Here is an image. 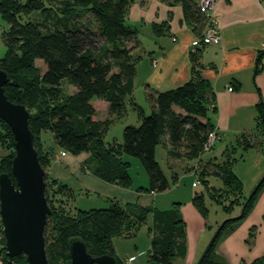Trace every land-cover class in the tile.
Masks as SVG:
<instances>
[{"label":"trees","instance_id":"1","mask_svg":"<svg viewBox=\"0 0 264 264\" xmlns=\"http://www.w3.org/2000/svg\"><path fill=\"white\" fill-rule=\"evenodd\" d=\"M153 1L0 0V29L7 44L0 67L9 74L5 91L10 100L25 104L30 111L34 146L46 172L51 212L45 242L50 264H66L70 258L69 240L75 237L86 242L92 255L111 254L122 264L115 239L134 238L143 226L148 227L152 237L148 264H174L175 256L186 254L183 213L154 206L156 195L170 189L176 182L173 177L178 178L180 173L175 171L173 176L172 171L168 174L162 167L156 155L159 144L170 148L171 157L189 159L186 170L197 173L190 204L199 212L206 214L207 201L211 200L221 203L227 211L240 206L244 216L257 195L258 191L250 198L244 194L243 182L234 167L244 150L259 146L264 139V102L257 103L256 123L251 131L240 134L218 155L211 154L220 134L210 115L215 91L199 68L201 52L191 53L193 73L189 82L149 91L146 105L136 102L137 66L144 58V47L138 27L130 24L128 17L133 4L148 9ZM180 2L183 19L202 38L209 18L200 0ZM79 9L95 15V29L80 19L84 12ZM34 13L41 20L32 19ZM171 26L165 20L155 23L154 30L158 35L169 34ZM104 44L108 46L103 58L99 52ZM263 59L264 50L258 61L257 70L261 72ZM128 105L138 109L141 122L127 124L122 139L107 141L108 129L126 113ZM76 117L83 120L77 123ZM44 131L51 133L61 149L79 155L84 170L122 187L129 188L132 183V161L125 155L138 157L148 173L149 185L138 187L134 203L112 198L106 207L77 209L73 202L75 190L49 174L57 154L51 141L46 142ZM15 142L11 127L0 117V144L8 149V154L0 156V173L9 172L14 181ZM234 220L227 219L222 230ZM0 238L4 264H28L24 254H7L2 221ZM211 250L202 264H208ZM248 264H264V255Z\"/></svg>","mask_w":264,"mask_h":264},{"label":"crops","instance_id":"2","mask_svg":"<svg viewBox=\"0 0 264 264\" xmlns=\"http://www.w3.org/2000/svg\"><path fill=\"white\" fill-rule=\"evenodd\" d=\"M213 1L211 13L220 39L197 50L192 43L198 35L193 26L183 19L180 0H154L148 9L133 4L128 19L138 27L144 47V58L137 66L134 94L139 87L144 89L141 93L147 97L149 91L166 90L189 82L193 73L191 53L201 52V75L212 82L215 91L210 115L220 134L213 149L218 148L219 154L224 146L235 142L240 134L254 128L257 103L264 102V72L257 70L260 52L264 50V0ZM165 20L172 24L171 33L156 34L154 24ZM51 145L56 148L57 154L50 166L51 177L67 183L78 193L96 194L104 199H125L130 204L136 201V192L98 178L82 168L79 155L65 151L53 142ZM166 149L169 172L172 171L173 176L175 171L180 173L178 178L173 177L176 182L170 189L156 195L154 206L162 210H180L184 216L188 209L196 215L199 211L190 203L197 187V173L186 170L187 162L171 157L170 148L167 146ZM234 170L243 182L244 194L249 197L264 176L263 138L259 146L243 151ZM257 191L256 214H250L252 218L264 215V182ZM259 223L264 224V217ZM247 229V221L236 223L235 232L226 234L220 243L221 252L234 258L238 264H243L238 260L243 249H238L237 243H241ZM259 237L262 238V244L256 246L251 256L264 255V227ZM115 246L122 260L130 258L134 264L148 263L146 250L149 241L145 242L142 238H116Z\"/></svg>","mask_w":264,"mask_h":264},{"label":"water","instance_id":"3","mask_svg":"<svg viewBox=\"0 0 264 264\" xmlns=\"http://www.w3.org/2000/svg\"><path fill=\"white\" fill-rule=\"evenodd\" d=\"M8 80L7 70L0 67V117L9 124L16 140L12 160V173L16 181L9 172L0 173V215L6 252L10 257L26 255L28 264H50L45 242V226L51 212L46 196V172L34 146V134L29 125L31 113L25 104L9 99L5 91ZM263 182L264 176L249 198ZM243 214L242 211L230 219H239ZM225 222L212 236L196 264L203 263ZM69 255L66 264H119L117 256L92 255L80 237L69 240Z\"/></svg>","mask_w":264,"mask_h":264},{"label":"rangeland","instance_id":"4","mask_svg":"<svg viewBox=\"0 0 264 264\" xmlns=\"http://www.w3.org/2000/svg\"><path fill=\"white\" fill-rule=\"evenodd\" d=\"M84 9H79L81 13ZM32 19L34 20H41V17L38 15V13H34L32 16ZM82 21H84L89 27L92 29L96 28V21H95V15L91 12H84L83 15L80 18ZM129 23L133 25L132 20L130 21L128 19ZM108 44H104L99 52V56L104 58V53L106 52ZM7 50V44L5 43L2 31L0 29V58L4 57ZM66 83H64V89L66 88ZM138 91L135 94V100L138 103H145L147 102V97L142 95V89L139 87L137 89ZM67 92V91H66ZM150 111V109H147V112ZM103 116L102 114H99ZM76 122L79 123L83 118H77ZM141 122V116L139 114L138 109L134 105H128V110L126 113L120 117H117L110 128L107 131V134L105 135V139L107 141H111L114 137H117L119 139L123 138V130L124 127L127 124H139ZM43 136L47 141H51L55 144L56 141L52 137L50 132H43ZM49 138V140H48ZM223 142V141H222ZM58 146V145H57ZM59 147V146H58ZM213 155H216L218 153V148L216 150L212 151ZM5 154H8V149L0 144V156H4ZM207 156L210 155L209 152L205 153ZM156 155L158 160L160 161L162 167L169 172V161H168V153L165 145H160L157 148ZM218 155V154H217ZM128 157L129 160L132 161L131 167H130V173L132 175V183L129 186V190L131 192H137V189L139 186H148L149 185V176L144 168L142 162L138 157L131 156V155H125ZM205 157V156H204ZM183 161H189V159H182ZM166 171V172H167ZM167 172V173H168ZM170 173V172H169ZM218 182L217 180H215ZM120 199V198H119ZM112 199L107 198L104 199L102 197H98L96 194H86V193H78L75 191V199L73 200L75 207L77 209H90L95 207H106L112 203ZM251 206L249 207L248 212L241 218L234 220L232 223H230L226 228L222 230V232L219 234L215 245L213 249L211 250V253L209 255V261L208 264H213L211 261H216L218 264H238L235 259L230 258L225 253L221 252L220 250V243L224 238H226V234H232L235 232L234 225L238 222H248V229L246 231V234L244 238L242 239L241 243H237V248L242 250L240 255V258H238L240 263H249L254 260L255 257L259 256L254 255L251 256L253 252H255V248L257 245L262 244V238L259 237L261 234V231L263 230L264 224H261L259 222H262V219L264 215L261 218H252L250 216H255L256 214V202L257 199H253ZM122 203H126L125 199H120ZM208 204V211L206 214H203L201 212H197L196 215L189 211L188 209L185 211L184 216V226L186 229V246H187V252L183 255H177L173 258L174 264H196L198 259L200 258L201 254L203 253L205 247L209 243L212 236L215 234L219 226L226 221L227 219L232 218L235 214H240L242 210L240 209V206H235L233 209L227 211L223 208V205L221 203L213 202V201H207ZM187 206H185L186 208ZM130 210H132V206L128 207ZM1 215H0V223H1ZM262 226V229L260 230V227ZM2 230H3V223H2ZM135 239L142 238L143 241H149V245L151 243V235L150 231L147 226H143L138 231V234L134 237ZM141 246V243H140ZM3 242L0 238V253L2 252ZM149 248V246H148ZM148 248L146 251H148ZM142 249H145V245L142 242ZM119 255V254H118ZM120 256V255H119ZM121 257V256H120ZM128 259V258H127ZM126 259V260H127ZM130 259V258H129ZM126 260L122 262V264H126ZM0 264H4L2 255L0 254ZM134 264V263H133ZM148 264V263H144Z\"/></svg>","mask_w":264,"mask_h":264},{"label":"built area","instance_id":"5","mask_svg":"<svg viewBox=\"0 0 264 264\" xmlns=\"http://www.w3.org/2000/svg\"><path fill=\"white\" fill-rule=\"evenodd\" d=\"M213 5H214L213 0H200V6L206 12V15L209 18V22L205 29L203 37L202 38L198 37L193 41L192 45L193 47H195V49L204 46V43L218 42L220 39V33L218 31L217 24L214 18L212 17V13H211V9L213 8ZM214 136L215 135L213 133L210 144L213 142ZM126 264H133V263L131 259H127Z\"/></svg>","mask_w":264,"mask_h":264}]
</instances>
